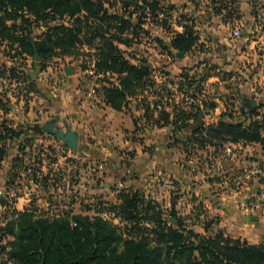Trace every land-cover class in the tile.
<instances>
[{
	"label": "rangeland",
	"instance_id": "rangeland-1",
	"mask_svg": "<svg viewBox=\"0 0 264 264\" xmlns=\"http://www.w3.org/2000/svg\"><path fill=\"white\" fill-rule=\"evenodd\" d=\"M185 2L188 5L187 10H183ZM213 2L214 0H159L157 16L152 18L149 15L150 8L145 7L147 16L140 26L137 25V13L133 14L132 26L129 28L130 47L124 45L120 47L129 54L125 57L131 63L140 64L142 60L151 69L153 78L159 79L162 73H165L159 62L178 60L176 53L179 51L172 49L168 54L165 47H169L175 32L186 30L197 39L196 44L188 52H183L182 57L190 54L191 57L196 56L199 61L206 63L201 68L198 67V71L191 73L195 75V81L197 82L200 76L209 74L219 76L218 80H210L208 86L198 84L200 91L208 89L210 100L214 97L218 99L209 103L222 102L225 107L222 113L227 115L232 112L235 119L243 118L236 112L244 101L255 102L257 104L255 108H259V113L263 112L264 84L260 82L257 73L261 69L264 57L261 58L262 63H259L257 53L264 54V46L258 43L257 47L251 50L255 51V55L248 59H238L233 53H227L224 49L198 47V40L204 35L200 24L208 21L209 18L203 17L202 21H196L195 16L190 15L191 10L199 5L205 11L208 7L210 9L208 12H214L216 8H226L231 17L228 23L231 25L242 17L243 9L238 0H226V4L221 0L217 6L213 5ZM249 2L253 14L251 25L262 27L264 0H249ZM139 6L144 7V4L139 3ZM119 7L120 4L114 2L113 9ZM134 8L132 6L131 10ZM26 18L29 21L21 17L13 21L5 20L6 26L10 27L13 24L14 26L3 34L4 39H0V145L4 144L7 154L0 165V198L2 199L0 227H4L7 221L17 217L12 211L14 207L21 212L28 210L34 217L49 219L66 215L89 218L99 216L116 226L117 232L125 238L127 234L132 233L133 228L128 227L129 225L127 226L117 213V206L114 205L117 194L123 190L128 191L129 188L131 189L129 184L136 182L137 190L143 195L156 196L148 192L150 179L156 177L158 178L155 180L156 190L162 189L161 194L164 195L166 187L161 179L164 175L160 167L164 150L158 144L161 131L146 129L142 124L137 127L138 129L129 130L115 124L114 118H111L110 122H105L103 116L102 122L97 120L99 118L97 114L87 115V109L81 107L83 95H87V91L98 93L95 88L100 86L94 73L92 57L85 55L92 50L84 46L82 55L76 57L60 55L58 54L60 49L54 47L52 43V25L55 24L52 18L46 17L39 22H35L30 15ZM241 25L244 36L257 35L248 31L249 28L244 21ZM134 26H136L135 30H133ZM27 39L41 45V58L35 59L31 55L32 52L26 45ZM66 68H68L67 74L64 72ZM72 69H75L74 72ZM159 84L149 83L145 90L148 94L158 92L161 90ZM251 87L256 94L249 95L244 100L242 92H247V88ZM170 88L165 86V90ZM253 91L248 92L250 94ZM51 96L52 102L49 101ZM88 101L92 105L100 106L96 97L89 98ZM245 110L246 113L249 111L247 108ZM260 115L262 114L255 118L260 120ZM46 123H52L55 129L59 128L63 131L66 130L64 124H70L79 135L76 150L65 147L56 135L44 130L43 126ZM133 142L135 145H132ZM198 154L202 156L200 157L202 161L198 162L203 163L204 170L201 172L206 178L222 176L229 172L230 178L235 176L234 182H241L242 187L246 183L249 184V191L245 190L241 193L248 192L243 196H250L254 192L252 197L243 198L245 203L254 200L256 195L264 193V159L256 150L242 151L237 148L233 158L222 157L221 151L216 155V159L208 158L209 153ZM142 155L154 160L158 158V165L154 169H144L142 175L137 167H131V171L122 176L115 175L113 167L120 158H122L120 165L128 166L130 159ZM255 159H258V163L254 162ZM217 161L220 163L219 169H217ZM100 164L103 165L102 168L99 167ZM253 169H258L259 172H253ZM135 174L138 177L134 180ZM101 182L103 185H100ZM118 183H122L123 187L117 188ZM202 185V188L214 196L215 201L228 202L229 198L226 195L231 192L227 191L229 183L225 179L218 183ZM181 190L175 185L170 199L160 197L156 202L166 208L174 198L182 196L179 193ZM197 194L200 193L191 192L182 196L178 205L179 211L186 213L190 199ZM235 199L240 201L238 196ZM258 202V211L257 208H242V204L241 209L246 211L249 228H261L263 232L264 198ZM248 216L253 217V221H250ZM197 220L199 219L193 221L202 222ZM193 228L202 230L197 224ZM135 233L137 238H151L146 229L136 230ZM4 236L0 245L8 246L11 237L6 234ZM4 258L5 256L0 255V264L4 262Z\"/></svg>",
	"mask_w": 264,
	"mask_h": 264
},
{
	"label": "trees",
	"instance_id": "trees-1",
	"mask_svg": "<svg viewBox=\"0 0 264 264\" xmlns=\"http://www.w3.org/2000/svg\"><path fill=\"white\" fill-rule=\"evenodd\" d=\"M114 2L120 4L118 9H113ZM159 5V0H0V39L14 26H6L5 20L21 17L29 21L28 15L35 22L52 18L55 22L52 43L60 49L58 54L76 57L84 54V46L92 50L85 55L92 57L94 73L100 83L97 90L105 104L120 111L128 106L132 97L141 95L138 106L145 109L143 116L146 117L144 93L149 83L155 84V78L142 60L140 64L131 63L125 57L129 54L120 45L130 47L133 14L137 13L140 26L147 16L145 7L150 8L149 15L154 18ZM219 11L216 8L214 12ZM196 39L186 30L175 32L166 51L168 54L172 49L186 53L196 44ZM26 45L33 57L35 53L42 57L39 43L27 39ZM186 73L183 70L181 74L185 78L184 86L195 82L196 90H200L198 84L210 76H200L196 82L193 75L188 77ZM159 86L160 91L165 90V85ZM204 109H198L194 116L197 118ZM237 112L242 115L240 109ZM260 113L261 119L257 120L255 117ZM260 113L257 107L247 111L242 119L234 120L230 112L227 121L219 119L216 125L205 129L203 126L194 128L192 138L198 148L219 146L217 143L227 140L255 142L264 154V111ZM163 117L167 120L169 113L164 112ZM137 120L139 118H133L135 129L139 127ZM180 129L175 126L171 132L174 134ZM6 155L2 144L0 165ZM114 205L119 217L134 229L125 238L117 232L116 226L99 216L66 215L49 219L12 207L17 217L0 227V242L4 234L11 237L8 246L0 245V255L5 256L1 264H264V242L249 243L226 235L221 229L213 230L217 217L204 221V233H199L189 228L186 218L178 216L174 207L166 210L137 191L119 192ZM140 229H146L151 238H137L135 231Z\"/></svg>",
	"mask_w": 264,
	"mask_h": 264
},
{
	"label": "crops",
	"instance_id": "crops-1",
	"mask_svg": "<svg viewBox=\"0 0 264 264\" xmlns=\"http://www.w3.org/2000/svg\"><path fill=\"white\" fill-rule=\"evenodd\" d=\"M238 1L240 7L243 9V14L241 13L242 17H240V19L235 21L232 25L228 23L231 17L227 13L226 8L220 9L219 12H208V10H210L208 7H206L205 11V9H202V6L199 5L191 10L190 15H194L196 21H202L201 19H203V17L209 18L208 21H204L200 24V26H202L201 32L204 35L200 36L201 38L198 40V47L204 48L206 46H210L214 49H224L227 53H233L238 59H248L249 57L255 55V51L251 50L256 48L258 43L264 46V28H262L264 27V24L262 27L256 24L251 25L253 14L250 10L251 5L249 0ZM220 2L221 0H214L213 5L217 6L220 4ZM222 3L226 4V0H222ZM187 9L188 5L185 2L183 10ZM242 21L246 23V26L249 28L248 31H250L252 34L257 33V35H251L250 37L244 36L242 31L243 25H241ZM234 30H238L239 34L234 35ZM257 54L258 62L262 63L261 58L264 57V54ZM234 61L232 63H234ZM159 63L161 64V67L164 69L165 73H162L159 79L155 78V83L157 82L171 88L169 90H162L151 94H148L145 90L144 95L146 97V105L148 108L146 117L143 116L145 109L141 106H138L141 95L132 97L128 103V106L119 111L106 105L101 93L87 91V95H83L81 107L87 109V115H90L91 113L99 115L97 120L102 121L103 116H105L104 121L110 122L111 118H114L115 124L122 125L124 128L129 130L135 129V123L133 121V118L135 117L139 118V120H137V124L139 126L142 124L146 129L161 131L162 135L158 141V144L164 150V153L161 155L160 162L161 172L164 175L161 179H163L165 182L164 187H166V189L163 192L164 195L162 196V189L160 190L159 188L156 190L155 187V180L158 178L153 177L150 179V189H148V192L151 193V195H156L158 198H156V196H147L148 194L144 195L146 198L154 202L158 201L160 197H168V199H170L173 193V186L175 185L177 186L178 190L182 189L179 192L182 194V196L191 192L193 194H195V192H199L200 194H197L193 199H190V206L186 213L179 211L178 208L182 196H177L174 198L173 202L169 204L170 206H167L165 209L170 210L172 207H174L177 215L185 217L186 221L190 223V227L192 229H194L193 227L195 224L201 226L202 230L198 231L194 229L196 232L204 233L202 223L209 218L217 217L218 221L216 222V225H213L214 230L221 229L226 235H229L233 238L244 239L249 243L255 244L264 242V230L261 232V228H249L247 224L248 221H246L247 216H245L246 211L241 209V204L245 201L243 198L246 197V199H248V197H252V193L254 192L253 191L250 196H243L248 192H245V194L241 193L245 190L249 191V184L246 183V185L242 187L241 182H234V179L236 178L235 176L230 178L229 172L223 174L222 176H215L214 178L210 179L206 178L201 172L204 170L202 166L203 163L201 162L202 160L200 158L202 156L201 154H198L199 152H204L207 154L209 153L208 158L216 159V155H218V152L221 151L222 157L233 158L234 151L237 148L242 151H248L249 149H252L254 151L256 150V152L259 153V156L264 159L261 146L255 142L245 143L242 141L227 140L222 142V144L217 143L219 146L206 145L203 148H198V146L195 144L194 138H192L194 128L203 126L205 129L209 126L216 125L219 119L224 121L228 120L227 115L222 113L225 111V107L222 102L214 104V106H210L211 103H209V101H218V99L214 97L212 100H210V95L207 94L208 89L202 91L196 90L195 82H192V85L189 87L184 86L183 84L185 81V78L181 75L183 70L187 72L186 74L188 77L193 75L195 80V75L191 73H195L196 70L198 71V67L201 68L206 63L205 61H199L196 56L191 57L190 54L185 55L184 57H178L177 61L164 60ZM74 70L75 69H72V72H74ZM64 72L67 74L68 68L64 69ZM257 76L260 78V82L264 84V60L261 64V69L257 73ZM218 78L219 76L217 74H211L203 82H201V84H206L208 86L210 80H218ZM95 89L97 90V88ZM253 90L254 88L251 87L250 89L247 88V92H242L244 93V100H246L249 95L256 94ZM248 91L253 92L249 94ZM167 92L169 94H167ZM51 93L52 91L49 95H51ZM94 97L98 99L100 106L88 103V99ZM49 99V101L52 102V96ZM204 107L205 109L203 110V113L201 114L199 112L198 117L196 118L194 116L195 112H197L198 109L202 110ZM164 112L169 113L167 120L163 117ZM83 113L85 114V112ZM234 120H236L235 117ZM175 126L181 129L173 134L171 130ZM203 134L205 137H207L205 132H203ZM151 140H153V138H151ZM212 140L216 141L215 138ZM132 145H135V143L133 142ZM120 160H122V158H120ZM120 160H118V162L115 164L116 166L113 167L116 176H122L125 173L130 172L131 167H137L139 172H141L140 175H142V171L144 169H154L155 166L158 165V158L154 160L153 158H147L145 155L137 156L135 159H130V164L128 166H121ZM199 160L201 161L198 162ZM216 165L217 169H219V161L216 162ZM133 177L135 180L138 175L135 174ZM223 179L229 183L227 191L230 190L231 193L226 195V197L229 198L227 200L228 202H217V200H214V196L211 195L208 190L202 188V184H214L222 181ZM129 186H131V189L129 188L128 191H137L141 193V191L137 190L136 182L129 184ZM236 196H238L240 199L239 202L238 199H235ZM258 208L259 207H257L256 211H258ZM187 213L190 215H185ZM194 217L199 219L197 220L198 222L201 220L202 222H194L193 220H196ZM248 219L253 221V217L249 218L248 216Z\"/></svg>",
	"mask_w": 264,
	"mask_h": 264
},
{
	"label": "water",
	"instance_id": "water-1",
	"mask_svg": "<svg viewBox=\"0 0 264 264\" xmlns=\"http://www.w3.org/2000/svg\"><path fill=\"white\" fill-rule=\"evenodd\" d=\"M176 56L178 57H182L183 56V52L179 51L176 53ZM34 58L38 59V55L35 53L34 54ZM256 103L255 102H249V101H244L240 107V112L242 113V115L246 116V110L245 108H247L249 111L253 110L256 107ZM65 128L66 130L63 131L62 129H55L52 123H46L43 126L44 130H47L48 132L56 135L62 142L63 145L65 147L71 148L72 150H76L77 148V144H78V140H79V135L76 131H74L70 124L65 123Z\"/></svg>",
	"mask_w": 264,
	"mask_h": 264
},
{
	"label": "built area",
	"instance_id": "built-area-1",
	"mask_svg": "<svg viewBox=\"0 0 264 264\" xmlns=\"http://www.w3.org/2000/svg\"><path fill=\"white\" fill-rule=\"evenodd\" d=\"M233 33H234V35H238V34H239L238 30H234ZM262 154H263V153H262ZM254 162H255V163H258V159H255ZM99 167L102 168L103 165L100 164ZM254 172L258 173L259 170H258V169H255ZM100 185H103V183L101 182ZM121 186H122V183H118L117 188H118V187H121ZM263 198H264V193H260V194H258V195H256V196L254 197V200H250L248 203H245V202L242 203V207H244V208L246 207L247 209H249V208H257V207H259V202H258V200H261V199H263Z\"/></svg>",
	"mask_w": 264,
	"mask_h": 264
}]
</instances>
